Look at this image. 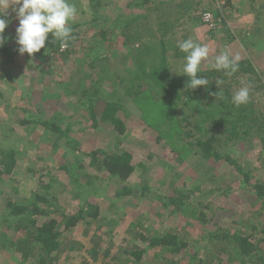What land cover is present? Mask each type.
<instances>
[{"label": "rangeland", "instance_id": "374dc122", "mask_svg": "<svg viewBox=\"0 0 264 264\" xmlns=\"http://www.w3.org/2000/svg\"><path fill=\"white\" fill-rule=\"evenodd\" d=\"M227 1L211 0L210 3L216 7L214 10L219 16L209 13L213 17H222V23L225 9H233L226 5ZM72 2L78 14L71 26L77 25L73 30L77 34L70 53H62V56L49 52L54 41L51 33L40 52L31 57L18 54L15 43L18 20L14 18L12 6L7 10V19L11 23L4 33L16 56L9 65L0 59V147L8 144L19 154L11 174L0 178V264L33 262L32 253L23 255L18 247L5 248L10 239L15 241L22 234L15 230L17 217L7 224H3L1 218L9 212L5 207L8 199L16 205H24L34 193L42 194L39 183L52 186L50 193L56 200L52 202L53 207L47 208L50 218L61 221L60 215H72L85 203L98 205L101 209L96 220L80 221L70 231L62 232V247L51 255L47 264H136L129 261L127 253L146 247L147 243L137 238L140 233L149 238L165 232L176 234L185 239L188 248L178 255L145 248L139 264H168L171 260L176 264H198L199 260L207 258L205 264L238 261L237 254L219 242L222 241L221 231L251 235L263 242L260 245L264 248V199H257L251 189L254 183L264 184V0L253 2V5L256 2L259 24L263 27L256 35L259 39L255 47L259 50L257 57L255 50L244 47L248 42L243 44L241 41L246 53L242 64L238 62V70L231 76L220 71L217 80L223 79L217 85L228 88L232 94L249 86V102L243 105L244 113L248 119L257 118L263 123L261 128L249 132L250 137L234 140L221 151L222 155L238 163L244 173H249L248 184H244L241 176L224 161L214 163L197 156L180 161L164 146V141L156 142L155 132L136 126L140 110L124 96L130 75L127 73L128 60L124 59L127 50L123 47L118 26L130 12L137 13L134 5L141 0H103L107 5L98 13L102 18L95 21L91 19L93 12L89 0ZM152 16L150 21L154 23ZM102 30L107 31L106 40H100ZM238 40L243 39H235ZM228 52L232 57L242 54L235 47ZM93 59L97 69L102 67L101 98L95 104V112L98 115L107 101L118 104L116 116L129 133L121 141L113 137L115 134L109 124L100 122L97 129H91L86 106L73 107L65 95L73 91L79 94L81 88L89 86L93 74L88 64ZM211 60L214 57L210 52L208 61ZM205 67L200 71H206ZM171 70L177 74L182 72V67L173 66ZM54 113L65 115L63 127L69 125L68 138L55 139L44 132L40 121L49 119ZM25 121L30 122L25 124ZM97 149L115 153L125 151L132 155L135 170L127 181L134 187L133 196L116 200L113 193L119 185L104 172L89 167L88 158H81L84 152ZM77 160H81L85 171L97 176L86 190H77L71 185L73 179L68 170L71 165L79 169ZM142 190L145 191L143 197ZM176 190L189 195L186 203L192 204L189 215L194 213V217L172 212V208L163 209L161 199L172 198ZM221 248L224 252L219 254ZM194 253L197 255L193 257Z\"/></svg>", "mask_w": 264, "mask_h": 264}, {"label": "trees", "instance_id": "16d2710c", "mask_svg": "<svg viewBox=\"0 0 264 264\" xmlns=\"http://www.w3.org/2000/svg\"><path fill=\"white\" fill-rule=\"evenodd\" d=\"M89 1L93 12L92 21L102 18L98 13L107 4L103 3V0ZM144 1L147 2V0ZM139 5L138 3L136 6ZM76 27V24L72 25L73 30ZM118 30L123 38V47L127 50L124 59L128 60L127 73L130 75L124 96L130 98L140 110L136 126L142 130L155 132L156 142L164 141V146L180 161L183 162L191 156H197L205 161L212 160L214 163L224 161L232 166L236 174L241 176L244 184H248L249 173H244L238 163L222 155L221 151L232 141L249 136V132L258 127L261 128L263 123H260L257 118L248 119L244 113L245 107L243 105L236 107L231 102L233 94L228 88L216 85L220 71L217 72L215 69L199 71L198 76L209 80L208 86H200L195 90L188 89L187 77L181 75L182 72L175 74L171 70L179 63L184 64V61L176 60L172 52L174 45L171 40L172 24L170 21H161L158 17L157 22L153 23L149 19V12L146 14L129 13L118 26ZM76 34V32L73 33L74 36ZM3 35L5 36V33ZM99 35H101L100 40H106L107 31L102 30ZM74 42L75 39L71 40L68 48L60 51L59 42L52 41L49 52L58 56H62V53L69 54ZM15 52L7 41L3 47H0V59L4 64H13ZM184 57L185 54L180 52L179 59H184ZM92 61L88 64L93 74V76L90 74L89 86L81 88L79 94L73 91L69 94L66 92L65 95L68 96L73 107L75 105L81 108L86 106L88 120L92 122L91 129H97L100 122L109 124L113 135L115 134L112 136L116 141H121L126 139L129 133H126L123 121L116 116L119 109L118 104L107 101L98 115L95 112V104L101 98L99 87L102 84V67L97 69L94 64L96 60ZM65 119L62 113H54L49 119L40 121V124L44 132H48L49 137L68 138L70 128L68 124L63 127ZM30 121L23 123L29 124ZM17 154L19 153L9 148L8 144H5L4 148L0 147V178L11 174L17 164ZM84 156L89 159V167L104 172L109 179L119 185L113 193L116 200L133 196L134 187L127 181L135 170L133 157L129 152L115 153L97 149L89 153L84 152L81 158L83 159ZM80 161H76L79 169L71 165L68 171L73 179L71 183L73 188L86 190L97 176L85 171ZM62 168L64 169V166ZM52 180L53 178L50 179L51 183ZM38 186L43 193H34L24 205H16L8 199L5 207L9 212L2 216L1 222L7 224L17 217L15 230L22 234V237L15 241L10 239L5 246L6 249L13 250L14 247H18L23 255L32 253V264H47L51 255L62 247V232L70 231L80 221L87 223L96 220L101 209L98 205L85 203L72 215H60L62 219L58 221L50 218L48 211L54 205L53 200H56L50 193L51 184L39 183ZM251 189L255 192L257 199H264V184L254 183ZM144 192L142 190L141 197L144 196ZM188 199V194L176 190L175 196L163 197L160 204L164 210L172 208V212L189 217L194 213L189 215V209L193 206L186 203ZM202 215L201 213L200 216L203 218ZM219 236L222 237V241L219 242L229 246L232 253H236L239 258L237 261L231 257L234 259L233 263L227 261V264H237V262L238 264H264V248L260 245L263 242L240 231H234L232 234L221 231ZM137 238L147 243L146 249H158L172 255H178L188 248L185 239L168 232L150 238L140 233ZM145 248L127 253L130 256L129 261L136 264L141 263ZM222 252H224L223 248L220 249L219 254ZM196 255L197 253H194L193 257ZM153 256L159 258L156 253H153ZM208 260V258L201 259L198 264H205ZM167 263L176 264L172 260Z\"/></svg>", "mask_w": 264, "mask_h": 264}, {"label": "clouds", "instance_id": "9594fccd", "mask_svg": "<svg viewBox=\"0 0 264 264\" xmlns=\"http://www.w3.org/2000/svg\"><path fill=\"white\" fill-rule=\"evenodd\" d=\"M12 6L18 27L15 29V43L18 54L33 56L45 48L48 34L51 33L54 43L59 42L61 49H67L69 42L75 39L71 26L78 14L72 0H0V47L8 38L4 31L11 20L7 19V10ZM18 6V7H16ZM180 52L185 54L182 74L187 77V88L195 90L200 86H208L209 80L198 76L203 61L209 60V48L195 43L192 39L177 42ZM240 57H232L227 50H222L214 60L209 61V67L223 71L231 76L238 70ZM222 83V81H217ZM216 95V93H214ZM231 102L240 107L249 102V86L239 88L232 96Z\"/></svg>", "mask_w": 264, "mask_h": 264}, {"label": "crops", "instance_id": "0c3cea01", "mask_svg": "<svg viewBox=\"0 0 264 264\" xmlns=\"http://www.w3.org/2000/svg\"><path fill=\"white\" fill-rule=\"evenodd\" d=\"M254 1L228 0L226 5L233 9H225V18L223 23L221 21L220 25H218V27L220 26L218 30V27L214 30L209 29L201 20V15L204 12L210 11L216 15L217 11L214 10L216 7L210 4L211 0H147V2L141 0V2H138L140 5L137 7L136 5L138 4H136L134 8L137 9L138 13L146 14L149 12V19L152 14V17L155 18V20L152 18L154 23L157 22L158 17H160L161 21L171 22V40L174 45L172 52L179 62L184 61V59H179L180 50L177 47V42L190 38L197 44L206 45L209 48V53L211 52L214 58L222 50L231 51L233 47L239 48L242 53L239 61L242 63V60L245 59L243 56L246 55L244 47L246 49L250 47L251 50H255L256 57L257 53H259V50L255 49L259 42L256 35L260 34L263 27L259 24L258 9L256 7L257 0L253 5ZM128 5L131 6L132 4L128 2ZM246 31L248 32L247 36L244 35ZM249 31H252V33H249ZM244 36H246L245 39ZM239 37L243 40L236 42L235 39ZM241 41L243 44L248 42V45H241ZM217 45H219V49L214 48ZM206 62L202 63L201 67L206 66V71H209L211 68L208 67L209 65ZM177 67H182V63H179Z\"/></svg>", "mask_w": 264, "mask_h": 264}, {"label": "built area", "instance_id": "2783aa9c", "mask_svg": "<svg viewBox=\"0 0 264 264\" xmlns=\"http://www.w3.org/2000/svg\"><path fill=\"white\" fill-rule=\"evenodd\" d=\"M202 22L211 30H214L220 25L222 17H213L209 12H204L201 15Z\"/></svg>", "mask_w": 264, "mask_h": 264}]
</instances>
